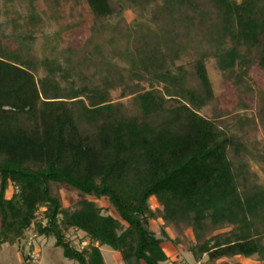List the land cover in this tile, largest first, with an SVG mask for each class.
I'll use <instances>...</instances> for the list:
<instances>
[{
  "label": "trees",
  "instance_id": "16d2710c",
  "mask_svg": "<svg viewBox=\"0 0 264 264\" xmlns=\"http://www.w3.org/2000/svg\"><path fill=\"white\" fill-rule=\"evenodd\" d=\"M16 1L4 0L2 33L17 24ZM85 2L102 24L117 26L128 11L136 14L140 44L131 75L138 82L122 98L134 96L139 114L128 115L110 86L78 84L75 68L36 61L0 40V248L33 230L54 238L77 264H106L103 246L124 264H167L163 243L170 237L152 229L160 220L180 234L192 231L188 249L196 264L205 256L264 264V188L239 181L246 165L237 172L229 152L239 156L245 146L229 127L200 114L214 100L207 57L188 73L174 68L179 50L171 45L182 26L215 12L219 68L238 69V80L264 72V0ZM53 186L78 192L76 208L64 207ZM89 198L107 200L117 216ZM71 231L85 233L82 249L67 239Z\"/></svg>",
  "mask_w": 264,
  "mask_h": 264
},
{
  "label": "rangeland",
  "instance_id": "374dc122",
  "mask_svg": "<svg viewBox=\"0 0 264 264\" xmlns=\"http://www.w3.org/2000/svg\"><path fill=\"white\" fill-rule=\"evenodd\" d=\"M4 6V0H0V26L8 20ZM14 11L18 16L16 26L5 33L0 30V40L4 44L12 49L29 51L36 61L55 59L64 69L75 68L73 79L78 84L85 82L90 87L101 89L110 86L113 99L123 104L128 115L139 114L134 96L122 98L124 88H135L138 82L131 75L140 44L133 31L134 12L128 11L125 20L115 26L113 23L96 22L85 0H17ZM189 25L182 26L172 36L171 45L179 50L174 68L182 67L192 73L194 61L201 55L207 57L214 100L200 114L215 119L222 127H229L245 146L246 150L239 156L233 150L229 152V159L237 172L242 165H246L243 170L245 175L239 181L243 183L246 178L248 184L264 188V72L253 71L238 80V69L224 72L219 68L215 54L221 38L215 12L203 19L197 18ZM225 40L231 46L230 38ZM45 75L46 71L39 69L38 77ZM52 189L53 194L61 198L64 207L76 208L80 198L78 192H68L55 186ZM13 191L10 188L7 197H11ZM89 199L117 216L109 208L107 200ZM151 205L157 207L155 199L151 200ZM152 229L159 238H164L162 229L170 237L163 243L169 256L167 264H196L188 249L195 243L191 230L180 234L160 220L152 222ZM67 239L78 249H82L87 241L81 231H71ZM55 242L54 238L39 237L31 230L21 241L0 248V264H27V256L30 257V264H77L65 259L62 249L55 247ZM101 252L106 264H124L120 253L112 248L103 246ZM235 263L258 264L255 258L212 262L208 256L200 264Z\"/></svg>",
  "mask_w": 264,
  "mask_h": 264
}]
</instances>
